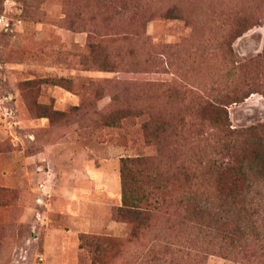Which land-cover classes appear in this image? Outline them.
<instances>
[{
	"label": "rangeland",
	"instance_id": "rangeland-1",
	"mask_svg": "<svg viewBox=\"0 0 264 264\" xmlns=\"http://www.w3.org/2000/svg\"><path fill=\"white\" fill-rule=\"evenodd\" d=\"M199 99L231 128L264 122V0H0V264H90L80 237L94 235L121 241L96 264H264V213L245 247L178 205L134 239L114 217L122 157L213 155L220 132ZM130 106L147 115L121 118ZM149 112L165 122L156 138Z\"/></svg>",
	"mask_w": 264,
	"mask_h": 264
},
{
	"label": "trees",
	"instance_id": "trees-1",
	"mask_svg": "<svg viewBox=\"0 0 264 264\" xmlns=\"http://www.w3.org/2000/svg\"><path fill=\"white\" fill-rule=\"evenodd\" d=\"M177 12L172 6L166 9L164 16L179 18ZM248 20V16H242L232 36L245 31ZM258 62V57H254L237 67L248 70ZM237 95L232 101H237ZM217 104L197 100L199 111L220 132L214 140L213 155L190 158L172 166L157 163L156 154L120 159L121 205L115 209L114 217L130 225V239L137 238L172 205H178L184 212V220L195 219L205 235L214 226L221 238L233 244L243 243V247L249 245L250 239H258L257 218L264 213V204L260 201L264 197V122L241 129L231 128L227 109ZM118 114L121 118L140 120L147 112L130 106L120 109ZM180 121L184 123L183 119ZM141 125L154 138L166 130L165 122L154 118L150 112ZM209 181L214 198L202 197L198 192L199 186ZM214 201L217 203L213 206ZM120 244V240L105 236L80 237V247L91 255L90 264H96L98 257Z\"/></svg>",
	"mask_w": 264,
	"mask_h": 264
}]
</instances>
